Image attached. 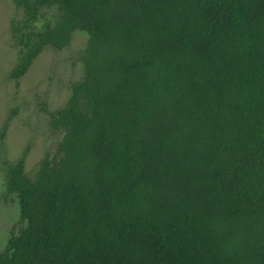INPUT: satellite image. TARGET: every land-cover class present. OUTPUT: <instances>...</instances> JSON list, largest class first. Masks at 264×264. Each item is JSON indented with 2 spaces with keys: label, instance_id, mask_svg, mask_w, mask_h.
Wrapping results in <instances>:
<instances>
[{
  "label": "trees",
  "instance_id": "trees-1",
  "mask_svg": "<svg viewBox=\"0 0 264 264\" xmlns=\"http://www.w3.org/2000/svg\"><path fill=\"white\" fill-rule=\"evenodd\" d=\"M15 1L11 80L88 41L56 154L7 167L0 264H264V0Z\"/></svg>",
  "mask_w": 264,
  "mask_h": 264
},
{
  "label": "rangeland",
  "instance_id": "rangeland-1",
  "mask_svg": "<svg viewBox=\"0 0 264 264\" xmlns=\"http://www.w3.org/2000/svg\"><path fill=\"white\" fill-rule=\"evenodd\" d=\"M57 17L55 8L44 9L35 26L54 25ZM24 18V10L15 0H0V251L25 226L17 196L6 190L7 167L26 155V173L34 180L41 162L56 154L64 134L51 128L49 113L66 106L72 86L83 78L88 41L86 31H75L68 48H46L16 82L9 75L19 63L23 47L18 45L14 28Z\"/></svg>",
  "mask_w": 264,
  "mask_h": 264
}]
</instances>
